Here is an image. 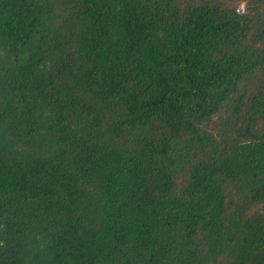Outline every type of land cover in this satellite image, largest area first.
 <instances>
[{
	"label": "trees",
	"instance_id": "trees-1",
	"mask_svg": "<svg viewBox=\"0 0 264 264\" xmlns=\"http://www.w3.org/2000/svg\"><path fill=\"white\" fill-rule=\"evenodd\" d=\"M0 264H264V0H0Z\"/></svg>",
	"mask_w": 264,
	"mask_h": 264
},
{
	"label": "rangeland",
	"instance_id": "rangeland-1",
	"mask_svg": "<svg viewBox=\"0 0 264 264\" xmlns=\"http://www.w3.org/2000/svg\"><path fill=\"white\" fill-rule=\"evenodd\" d=\"M241 7L245 8V4H244V3H243V4H241Z\"/></svg>",
	"mask_w": 264,
	"mask_h": 264
}]
</instances>
